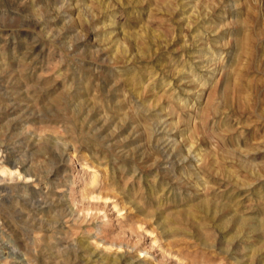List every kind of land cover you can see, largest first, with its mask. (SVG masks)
<instances>
[{"label": "rangeland", "instance_id": "rangeland-1", "mask_svg": "<svg viewBox=\"0 0 264 264\" xmlns=\"http://www.w3.org/2000/svg\"><path fill=\"white\" fill-rule=\"evenodd\" d=\"M172 238L264 264V0H0V264Z\"/></svg>", "mask_w": 264, "mask_h": 264}, {"label": "bare ground", "instance_id": "bare-ground-1", "mask_svg": "<svg viewBox=\"0 0 264 264\" xmlns=\"http://www.w3.org/2000/svg\"><path fill=\"white\" fill-rule=\"evenodd\" d=\"M96 166V165H95ZM94 166V167H95ZM90 166L86 164V168H89ZM2 171V170H1ZM98 169L95 168L94 171H92V179L91 182L93 183L91 186H89V189H85L87 190V195L92 198V199H105L107 200L110 197V194L105 193L104 191H102V188H108L111 187L106 183V176L104 174H101L100 176L97 174L98 173ZM104 172V171H103ZM100 174V173H99ZM105 179V180H104ZM117 201H115L112 204V208L116 211L119 212L121 214V211L125 210L124 207L122 206H118L117 205ZM126 214V213H125ZM127 216V215H125ZM124 216V217H125ZM123 217V218H124ZM127 217H125L124 220H126ZM143 222V221H142ZM138 223H140L138 221ZM137 223V224H138ZM136 224V225H137ZM139 228L142 229L141 223L138 225ZM137 227V228H138ZM145 230H147L146 228H143ZM144 230V231H145ZM133 231V230H132ZM147 232V231H146ZM154 240V239H153ZM156 241V240H155ZM164 241V240H163ZM165 242V241H164ZM160 243V242H159ZM168 244H170L171 246L175 247L176 249L172 250V249H168L167 247L164 246V244H158V249L167 252V255L170 254V256L176 258L179 262H181V264H212V262L205 260L203 257H200L199 259H196V257L194 256V254L190 253V250H187L188 245L186 244V242H181L176 238H172L170 240H168L167 242ZM154 244V243H153ZM156 245V244H155ZM203 245H207V243H203ZM192 246V245H190ZM159 253V252H158ZM162 256V255H161ZM164 256V255H163ZM168 257V256H167ZM175 261V260H174Z\"/></svg>", "mask_w": 264, "mask_h": 264}]
</instances>
